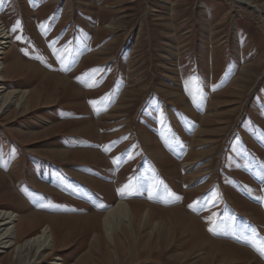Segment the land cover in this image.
<instances>
[{
	"label": "rangeland",
	"instance_id": "obj_1",
	"mask_svg": "<svg viewBox=\"0 0 264 264\" xmlns=\"http://www.w3.org/2000/svg\"><path fill=\"white\" fill-rule=\"evenodd\" d=\"M0 17L6 88L32 90L0 115V208L26 217L20 242L56 237L4 264H264V0H0ZM121 198L138 218L113 240Z\"/></svg>",
	"mask_w": 264,
	"mask_h": 264
},
{
	"label": "bare ground",
	"instance_id": "obj_2",
	"mask_svg": "<svg viewBox=\"0 0 264 264\" xmlns=\"http://www.w3.org/2000/svg\"><path fill=\"white\" fill-rule=\"evenodd\" d=\"M16 44L17 42L14 40L8 25L3 20V18L0 17V115L8 111V109L13 105H16V107L19 108H26L27 105L30 107L29 105L32 103L31 89H8L4 83V81L7 80V76L4 75V69L8 68L9 66L4 58L7 56L9 50L15 47ZM15 60H18L17 57ZM22 67L25 69V66ZM149 148L153 150L152 145H150ZM158 151L159 152H155L157 154L160 153L161 148H159ZM151 212L152 209L150 207H146L142 214L139 213L140 223L145 224L149 217L151 219ZM137 218L138 214L134 211L132 205L129 204L128 201L121 198L117 200L115 204L112 205V207H108V209L105 211L103 217L104 232L107 237L115 240L117 238L116 233L119 232V230L123 227L124 222H128L130 225H132L137 220ZM25 219L26 217L21 216L18 212L12 209L0 208V249L15 247L14 249L17 250L18 253L25 251L27 256H30L33 255V253H45L47 250H49V248L56 246V237L53 228H51L49 224L43 226L40 232L37 234L25 239L23 238L24 240H21L22 242H20L19 235L21 231L18 225ZM158 225L159 224L156 223L154 225V229H157ZM95 235L98 236V234ZM252 255L254 256L253 253ZM0 264H4L3 260H0ZM52 264L65 263L63 259L60 258V262L58 259H55Z\"/></svg>",
	"mask_w": 264,
	"mask_h": 264
},
{
	"label": "snow or ice",
	"instance_id": "obj_3",
	"mask_svg": "<svg viewBox=\"0 0 264 264\" xmlns=\"http://www.w3.org/2000/svg\"><path fill=\"white\" fill-rule=\"evenodd\" d=\"M19 26V23H17L16 26H14L11 30L12 31H16V28ZM17 39H21V37H17ZM127 187V186H126ZM189 207H192L191 205H189ZM210 231H213V229H209ZM262 255H264V245H261L258 249H257Z\"/></svg>",
	"mask_w": 264,
	"mask_h": 264
}]
</instances>
